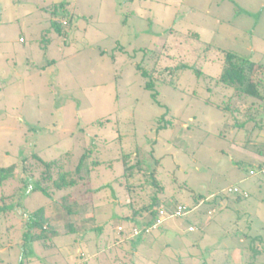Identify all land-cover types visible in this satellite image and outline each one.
Instances as JSON below:
<instances>
[{"label":"rangeland","instance_id":"1","mask_svg":"<svg viewBox=\"0 0 264 264\" xmlns=\"http://www.w3.org/2000/svg\"><path fill=\"white\" fill-rule=\"evenodd\" d=\"M263 2L0 0V169L14 170L0 175V264H239L238 249L253 246L241 228H259L264 211L257 194L230 188L254 180L264 130L236 125L224 110L234 91L218 79L221 50L264 64ZM55 21L67 24L59 31ZM152 51L164 53V68L188 64L175 84L155 78L146 87L137 66L151 71ZM66 152L70 168L86 152L100 162L92 193L48 196L30 177L25 185L22 160ZM124 155L155 170L160 188L149 192L171 209L189 207L175 228L132 234ZM40 208L56 234L51 247L32 238L37 230L21 214ZM79 252L86 259L77 262Z\"/></svg>","mask_w":264,"mask_h":264},{"label":"trees","instance_id":"2","mask_svg":"<svg viewBox=\"0 0 264 264\" xmlns=\"http://www.w3.org/2000/svg\"><path fill=\"white\" fill-rule=\"evenodd\" d=\"M53 23V26L59 31L61 30L60 27L65 25L63 22L58 23L55 21ZM193 35L199 37L197 33ZM210 47L211 45H209V48ZM221 51L225 55V65L218 80L232 88L234 91L233 96L237 99L236 103L231 105L230 100L232 98L230 96L224 110L228 111L231 117L236 120V125L239 128L245 127L249 121L252 123L254 122V128L258 127L264 130V64L250 60L230 50ZM152 52L154 63L151 71L144 70L140 65L137 66L143 77L147 79L146 87L152 90L154 88L153 79L155 78H158L164 83L175 84V78L178 76V73L182 69L187 68L188 64L164 68L161 64L164 53ZM144 53L146 54L147 50L144 51ZM261 85H263V87ZM247 98L253 99L254 101L247 103ZM242 99L244 100L242 101ZM260 108L262 111H260ZM237 113H243L245 116L244 119H238ZM70 154L72 153L66 152L60 159L49 161L42 159L36 153L32 154L30 158L22 160L23 174L25 175L23 182L27 185L26 182L29 181V177L32 178V180L35 178L36 187L34 189L48 196L53 195L58 190L68 188H82L85 193H92L89 187L92 171L97 168L100 162L95 160L89 161V153L86 152L75 163L73 168H70L69 165L72 163ZM123 161L125 165L123 178L129 194L128 204L132 209V213L128 218L135 223L134 227L141 229V233H146L145 229L155 224L158 217V209L163 207L167 210H171V208L154 193L155 189L157 190L160 188L155 178L156 172L154 169L150 170L145 165L144 161L138 158V155L133 159L130 155H124ZM253 168L256 167L251 166L250 169ZM13 174L14 170L12 167L0 169L2 179L10 178ZM151 185L154 189L153 192H149L147 188ZM144 192H146L147 196H142ZM8 197L9 196H3L2 198L5 200ZM19 207L20 205L17 206V209H20ZM4 210V207L0 208V212ZM21 214L27 216L30 223V232L32 233V230H37V232L32 235L33 239L42 242L46 247L54 246L55 243L53 239L56 234L54 230L48 229L49 221L46 218L45 208H40L32 213L28 211L24 212L21 209ZM123 232L124 229L120 231V233ZM140 234L135 236H139ZM82 256L86 259L85 254L82 252L75 255L77 262L80 261ZM126 264L137 263L134 261Z\"/></svg>","mask_w":264,"mask_h":264},{"label":"crops","instance_id":"3","mask_svg":"<svg viewBox=\"0 0 264 264\" xmlns=\"http://www.w3.org/2000/svg\"><path fill=\"white\" fill-rule=\"evenodd\" d=\"M264 5V2H263ZM262 5V6H263ZM60 23V22H59ZM247 51H253L255 52L258 47H256L255 45H251L248 46ZM260 157L259 158L257 156V159L259 158L261 160V162H258L257 164H254V167H258L261 165H264V152L262 150V152L260 153ZM254 176V180L252 181H246V186L244 188H242L243 190L248 191L249 193V197L250 198L252 196L253 193L257 194V204L258 205H262L263 207H260L261 210L264 211V176L257 174V175H251ZM252 177H250L251 179ZM46 211V209H45ZM263 220L259 226V228H255L254 230H252L251 225H243L242 229V238H241V242L242 243H246V238L247 237H252V244L253 246H244L242 249H238V261L239 264H248L249 262L252 264V261H255V259L257 258V254L262 253L264 255V249L262 248V244L264 243V213H263ZM175 217H167L164 222L163 225H167L170 227H174L176 226V222L174 221ZM192 227V226H189ZM245 238V239H244Z\"/></svg>","mask_w":264,"mask_h":264},{"label":"built area","instance_id":"4","mask_svg":"<svg viewBox=\"0 0 264 264\" xmlns=\"http://www.w3.org/2000/svg\"><path fill=\"white\" fill-rule=\"evenodd\" d=\"M63 24H67L66 21H63ZM250 175H257L260 174L262 176H264V165L258 166L256 168H253L249 171ZM230 192H233L235 194H239L240 196H244L245 198L249 197V193L246 190H243L239 187H234V188H230ZM189 207L185 204H179L177 205L174 209L171 210H167L166 208H159L158 209V217L156 219L155 224L152 227H148L145 229L146 233L149 232L151 229L160 226L164 220L167 217H175V218H179L182 217L184 215H186L189 212ZM120 230H122V227H119ZM190 230H193V227L189 228ZM133 234L134 235H138L141 233V229L138 227H134L133 228Z\"/></svg>","mask_w":264,"mask_h":264}]
</instances>
